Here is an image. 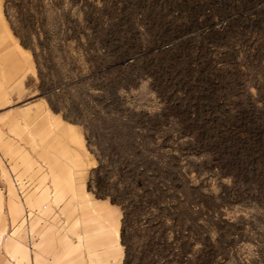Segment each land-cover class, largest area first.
I'll return each mask as SVG.
<instances>
[{
  "label": "rangeland",
  "instance_id": "374dc122",
  "mask_svg": "<svg viewBox=\"0 0 264 264\" xmlns=\"http://www.w3.org/2000/svg\"><path fill=\"white\" fill-rule=\"evenodd\" d=\"M1 24L34 64L2 108L81 125L87 190L119 209L89 263L56 216L54 264H264V0H0Z\"/></svg>",
  "mask_w": 264,
  "mask_h": 264
},
{
  "label": "crops",
  "instance_id": "0c3cea01",
  "mask_svg": "<svg viewBox=\"0 0 264 264\" xmlns=\"http://www.w3.org/2000/svg\"><path fill=\"white\" fill-rule=\"evenodd\" d=\"M0 26V262L54 264L61 253L56 216L64 222L66 259L79 252L88 263L96 262L104 247L119 248V209L87 190L96 161L81 125L65 120L43 101L2 108L21 100L26 81L16 80L31 74L34 64L6 25ZM13 229L14 236H9Z\"/></svg>",
  "mask_w": 264,
  "mask_h": 264
},
{
  "label": "trees",
  "instance_id": "16d2710c",
  "mask_svg": "<svg viewBox=\"0 0 264 264\" xmlns=\"http://www.w3.org/2000/svg\"><path fill=\"white\" fill-rule=\"evenodd\" d=\"M15 33H16V31H15ZM24 45V44H23ZM259 130H260V132H258L257 134H256V137L258 136V139H257V141L259 142V143H264V128H260L259 127ZM247 134V133H246ZM237 140L239 141L238 143H240V145H242L243 143H247V145L248 144H252V141H251V139H250V136L249 137H247V138H245V137H238L237 138ZM242 142V143H241ZM237 143V142H236ZM237 146V145H236ZM100 166V160H99V165L97 166V167H99ZM88 189H90V185H88ZM111 203H115V201L113 200V199H111Z\"/></svg>",
  "mask_w": 264,
  "mask_h": 264
}]
</instances>
